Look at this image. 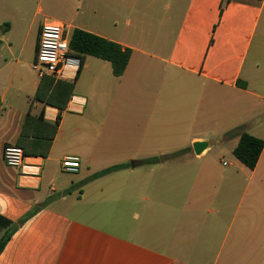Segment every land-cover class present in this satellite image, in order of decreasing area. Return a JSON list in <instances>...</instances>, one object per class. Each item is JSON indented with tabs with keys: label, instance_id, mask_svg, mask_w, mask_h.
Returning a JSON list of instances; mask_svg holds the SVG:
<instances>
[{
	"label": "crops",
	"instance_id": "1",
	"mask_svg": "<svg viewBox=\"0 0 264 264\" xmlns=\"http://www.w3.org/2000/svg\"><path fill=\"white\" fill-rule=\"evenodd\" d=\"M46 21L129 49L123 74L86 56L63 68L65 110L43 108ZM41 110L59 116L47 154L8 167L4 145ZM242 133L264 140V0H0V217L40 206L0 264H264V149L246 168Z\"/></svg>",
	"mask_w": 264,
	"mask_h": 264
},
{
	"label": "trees",
	"instance_id": "2",
	"mask_svg": "<svg viewBox=\"0 0 264 264\" xmlns=\"http://www.w3.org/2000/svg\"><path fill=\"white\" fill-rule=\"evenodd\" d=\"M7 27L8 25L4 24L2 30L5 31ZM69 50L70 55L77 56L80 59L81 63L77 72L82 66L84 58L91 56L108 62L114 77H120L123 74L130 56L129 49L122 48L114 42L79 29H74L70 33ZM73 86V82L55 80L51 77L43 76L40 78L33 101L42 104L43 108L52 107L61 112L65 110L68 101L72 97ZM58 122L59 116H57L53 125L43 123L42 110L37 117L27 115L17 142L14 145L21 148L25 156L44 157L50 148ZM40 130L44 133H41ZM262 149H264V140L242 133L232 153L242 165L248 169H253L258 162ZM122 168L123 166H112L94 174L92 178L103 176ZM39 207L35 206L15 224L0 217V229L3 230L0 237V253L17 227L32 217Z\"/></svg>",
	"mask_w": 264,
	"mask_h": 264
},
{
	"label": "built area",
	"instance_id": "3",
	"mask_svg": "<svg viewBox=\"0 0 264 264\" xmlns=\"http://www.w3.org/2000/svg\"><path fill=\"white\" fill-rule=\"evenodd\" d=\"M69 38L70 34L65 26L51 21L42 23L37 38L35 60L31 65L40 77L60 80L64 67H71L74 70L79 68L80 59L70 55ZM2 158L8 167L23 168L25 155L23 150L14 144L4 145ZM60 167L63 172L77 173L79 159L66 156L61 160Z\"/></svg>",
	"mask_w": 264,
	"mask_h": 264
},
{
	"label": "water",
	"instance_id": "4",
	"mask_svg": "<svg viewBox=\"0 0 264 264\" xmlns=\"http://www.w3.org/2000/svg\"><path fill=\"white\" fill-rule=\"evenodd\" d=\"M204 147L205 146L202 143L194 144L193 150L195 151L196 154H199L203 150Z\"/></svg>",
	"mask_w": 264,
	"mask_h": 264
},
{
	"label": "rangeland",
	"instance_id": "5",
	"mask_svg": "<svg viewBox=\"0 0 264 264\" xmlns=\"http://www.w3.org/2000/svg\"><path fill=\"white\" fill-rule=\"evenodd\" d=\"M213 148H217V146L216 145H214V147ZM215 150L216 149H213V151H212V153H215ZM225 156V155H224ZM136 170H140L139 168H136Z\"/></svg>",
	"mask_w": 264,
	"mask_h": 264
}]
</instances>
